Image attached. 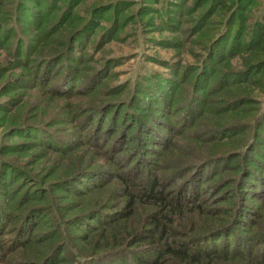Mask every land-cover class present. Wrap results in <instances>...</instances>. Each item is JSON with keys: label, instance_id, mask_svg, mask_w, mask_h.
Wrapping results in <instances>:
<instances>
[{"label": "rangeland", "instance_id": "374dc122", "mask_svg": "<svg viewBox=\"0 0 264 264\" xmlns=\"http://www.w3.org/2000/svg\"><path fill=\"white\" fill-rule=\"evenodd\" d=\"M69 1L0 0V264H42L56 247L58 264H134L147 239L132 247L120 238L103 251L105 241L88 242L141 225L151 205L122 208L123 180L141 187L151 175L167 181L175 203L192 198L170 215L175 241L199 238L190 250L210 256L227 250L220 245L233 237L219 231L242 194L241 231L254 234L242 248L261 255L264 179L249 173L240 191L241 155L212 156L250 146L246 153L256 148L250 157L264 162V65L253 66L264 58L256 50L264 0H80L68 9ZM102 2L114 6L90 20ZM241 97L246 103L234 102ZM207 157L215 163L184 169ZM73 181L79 190L66 185ZM26 212L31 230L21 235ZM146 232L141 238L160 231Z\"/></svg>", "mask_w": 264, "mask_h": 264}, {"label": "trees", "instance_id": "16d2710c", "mask_svg": "<svg viewBox=\"0 0 264 264\" xmlns=\"http://www.w3.org/2000/svg\"><path fill=\"white\" fill-rule=\"evenodd\" d=\"M225 1L226 0H221V1H217V2H221L222 6H224ZM78 2H80V0H70L69 4H68L69 6H67L68 9L73 8L72 5L76 6L78 4ZM110 4L111 3H103V2L96 4L93 8L91 15H90V20L94 17V15L96 14V12L98 10L104 9V8L112 9L114 5L112 6ZM63 20H65V18ZM31 21H34V19ZM59 23H61V22H59ZM84 23H86V22H84ZM84 23H83V25L80 26V28L74 34H72V36L70 37V43H72V39L75 38L77 35H79V33L85 27L86 24H84ZM256 25L259 26L258 29H261L260 34L258 35L259 37H256V41L259 42L258 46L262 43V46H260L256 50L258 52V55H264V12L259 15V18L256 21ZM54 30H51L49 35L53 34V32L56 31V30L55 31ZM220 38H221V36L215 40L214 46L217 45L218 40ZM258 46H256V47H258ZM70 47H72L71 44H70ZM61 57L62 56L57 55L53 58H49V59L45 60L42 63V65L39 67V69L42 70L44 67H47V64L49 63V61H52V60L57 59V58L60 59ZM260 63L264 65V58H260L259 60L256 59L255 64L253 66H257L259 68ZM246 68H250V67H246ZM250 69H253V68H250ZM39 76H38V78H39ZM232 76L233 75L225 74V76L223 77V81L226 84H233V81L230 80L231 78H233ZM70 84H68L69 88H71ZM66 86H67V84L65 83V89H66ZM84 92H86V91H84ZM171 94H173V92H171ZM245 101H246L245 98L241 97L240 99H238L234 102H236L237 104L243 105L244 103H246ZM191 112H192V114L194 113L192 110H191ZM150 116H152V118H154V115L152 113ZM228 127H233V128H236L237 130H239V127L236 125H230ZM216 131H219V130H216ZM252 132H253V130H252ZM258 132H259V128L256 129V135H258ZM234 133H236V132L234 130H231L229 135L234 134ZM224 135L225 134H223L222 132H218L216 139H221V138H223ZM144 142H146V141H144ZM255 144L256 143L253 142V145H255ZM255 146L257 147V145H255ZM249 149H250V146H249ZM249 149L247 148V150L245 152H241L240 154H237V152H231L230 154H216V155L212 156L213 157L212 159L226 158L227 160H229V159L234 160V157H232V156H235V154H236L235 157H239L241 155L243 162H242V164H241V162H239L240 167L238 168V170H240L239 174H238V178H239L238 179V183H239L238 186L240 188V191L243 190V187H244V189L247 188L246 187L247 184L245 185V182H243V181H244V178L247 175H249V173H251L250 174V176H251L252 173L254 171H256L258 173V175L264 179V174H262V171L259 170L262 168V164H264V162H260L259 160H256L253 157H250L251 155H253V152L256 151V148L253 150V152L251 154L246 153L247 151H249ZM218 153H220V152H218ZM259 156L264 157L260 154H259ZM208 158H210V157H207V158H204V159L197 161V163L192 165V168H189L191 166H187V168H184V169L185 170L191 169L193 171L196 169L200 170L201 168L205 169L207 167V165H209L211 163H215V162L210 161ZM206 159H208V160H206ZM178 171L180 173V171H182V170H178ZM222 171L218 175H221V173L223 174L224 172H222ZM147 173H148V175H151L150 171H147ZM196 174H197V171L195 172V175ZM65 176H67V175H65ZM68 176H72V175L68 174ZM151 177L153 178V181H151L149 179L150 181L148 180L147 183L143 184L141 187H138V185L136 186L135 184H133L127 180H123V187H124L123 189L126 190L127 200H124V202L121 203L122 205L120 204L122 206V208H126V209L130 210L129 213H133L134 210L135 211L137 210L136 208L140 204L148 203L146 201H149V204L151 205V209L150 208L147 209L146 214L143 215L144 220L142 221L141 225L139 224L138 226L132 227L131 225L128 226L126 224H122V226L119 229H114L112 231L107 232L106 236L102 237L101 239H99L96 242H93V241L88 242V245H90L93 249H96L99 247L98 245H96V243L98 244V242L101 240L105 241V246H103V248H101L102 250L101 249L99 250V251H103L106 249H110V247H113L114 245H116L120 238H123L126 241V243H129L130 246H132V247H134L137 243H139L138 242L139 239H142V241H144L143 239H147L146 241H144V242H146L145 246L141 247V249H139L137 251V252H140L141 254L138 257H136L134 264H169V263H171V264H217L218 262H220V264H264V251L261 255H259V252L256 253L255 250L252 251V249H251V251H250V249L242 248L244 243L247 245V247H249L250 246L249 242L252 241V238L254 236V234L252 236L249 235L250 233H252V232H250L249 227L244 229L245 231H247V232H245L247 234L242 233V231H241V229L243 228V224L241 223L242 220H240V218L243 217V215H244L243 211H245V209H247L246 210L247 212L249 211V208H246L245 200L243 203L242 198H244V196L242 194L238 198L240 201V208H238V210L236 211L233 222L231 224H229L228 226L221 228V230L218 229V230H220L219 233L222 232L219 235H226L225 233L227 232V233H229V236L233 237V240L231 242L228 241L230 243L228 245H226L227 243H225L226 246H224V244L220 245L221 247H223L222 248L223 250L225 249V247L227 250H225L222 253H218L216 256H210L209 252H204V253L200 254L201 251H199V250H197V251L190 250L191 248L198 249V247H195V246L197 245L198 241H200L199 238L189 239L191 242L190 241H182V242L175 241L174 235L170 229V227L172 226V223H173V220L170 219V215L175 214L176 211H178L179 209H187L188 205H186V204L189 203L190 201H192V198H187V202H185V203L183 201L180 203V200H177L178 203H175L174 202L175 200L174 201L170 200L169 195L166 194L165 183H167V181H165V183L162 184L158 176L151 175ZM76 183H78V190H79L80 183L82 184V182L73 181V182L67 183L66 185H69V184H70V186L71 185H77ZM186 183H188V179H186V181L182 182L180 184V187H181V185H185ZM78 190L75 191V194H77L79 192ZM243 192H245V190ZM195 195H196L195 193H191L189 196L193 197ZM197 205H199V204H197ZM194 206H196V205H194ZM147 208H148V206H147ZM195 210H197V209H195ZM26 215H27V219L25 216V218L21 222L25 226L22 225L21 228L19 229V234H21V235H24L28 231L31 230V228H29L30 225L26 224V222L29 221L28 219L30 218L31 214L26 212ZM130 216H131V214H128L127 218H129ZM106 219H109V220L111 219L112 222L117 221V220L113 219L112 214L110 217L107 216ZM111 221H110V224H111ZM146 221H148L147 222L148 225H145ZM109 226H111V225H109ZM238 226L240 228V231L236 230V227H238ZM106 227H105V229H107ZM149 227L153 228L154 230H159L160 231L159 235H155L154 238H150L149 235H148V238H141V237H144L145 235H147L146 231ZM251 229L253 231V227ZM212 233H215V232H211V234ZM142 234H143V236H142ZM224 241H225V239H224ZM147 242H148V244H147ZM23 243L24 244L22 246H25L26 248L29 246H33L32 238H27L26 240L23 241ZM192 244H194V245H192ZM156 248L157 249L160 248V249L156 250ZM58 249H60V247H56L52 251H50L47 254V257H45L42 264H58V263H55V261H57V258H56L57 252L56 251ZM144 249H147L148 251H146V250L144 251ZM152 253H153V255H151ZM220 254H222V255L219 256ZM148 256H151L152 258H147Z\"/></svg>", "mask_w": 264, "mask_h": 264}]
</instances>
